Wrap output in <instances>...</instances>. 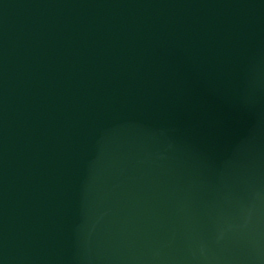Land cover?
Wrapping results in <instances>:
<instances>
[{
	"label": "water",
	"instance_id": "1",
	"mask_svg": "<svg viewBox=\"0 0 264 264\" xmlns=\"http://www.w3.org/2000/svg\"><path fill=\"white\" fill-rule=\"evenodd\" d=\"M0 264H264V0H0Z\"/></svg>",
	"mask_w": 264,
	"mask_h": 264
}]
</instances>
